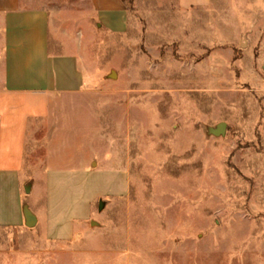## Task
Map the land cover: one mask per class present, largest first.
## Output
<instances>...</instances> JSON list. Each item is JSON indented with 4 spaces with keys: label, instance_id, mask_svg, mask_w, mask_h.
<instances>
[{
    "label": "rangeland",
    "instance_id": "374dc122",
    "mask_svg": "<svg viewBox=\"0 0 264 264\" xmlns=\"http://www.w3.org/2000/svg\"><path fill=\"white\" fill-rule=\"evenodd\" d=\"M124 2L127 32L92 40L85 93L54 105V155L93 171H75L90 213L47 264H264V0ZM43 243L3 231L0 255Z\"/></svg>",
    "mask_w": 264,
    "mask_h": 264
},
{
    "label": "crops",
    "instance_id": "0c3cea01",
    "mask_svg": "<svg viewBox=\"0 0 264 264\" xmlns=\"http://www.w3.org/2000/svg\"><path fill=\"white\" fill-rule=\"evenodd\" d=\"M178 3L205 8L212 0ZM128 26L124 0H0V233L19 231L56 245L26 250L17 260L0 255V264H47L45 257L61 255L57 246L73 239L79 221L88 217L90 205L80 217L72 192L79 185L75 171H93V162L73 154L59 161L54 155L63 137L52 130L54 105L85 93L92 40L122 35ZM61 171H69L65 180ZM63 185L71 191L65 201L56 195ZM25 207L37 218L34 228L25 225Z\"/></svg>",
    "mask_w": 264,
    "mask_h": 264
},
{
    "label": "water",
    "instance_id": "95a60500",
    "mask_svg": "<svg viewBox=\"0 0 264 264\" xmlns=\"http://www.w3.org/2000/svg\"><path fill=\"white\" fill-rule=\"evenodd\" d=\"M209 135L215 136V137H221L224 136L227 132V124L225 122L219 123L215 127H210L208 129ZM27 193H29V189L26 190ZM104 208V203L100 202L99 209L102 210ZM24 216H25V225L28 228H34L37 224V218L32 213V211L25 207L24 209Z\"/></svg>",
    "mask_w": 264,
    "mask_h": 264
}]
</instances>
